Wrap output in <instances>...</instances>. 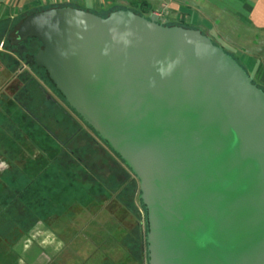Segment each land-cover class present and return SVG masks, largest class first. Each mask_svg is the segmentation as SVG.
Here are the masks:
<instances>
[{"label":"water","instance_id":"95a60500","mask_svg":"<svg viewBox=\"0 0 264 264\" xmlns=\"http://www.w3.org/2000/svg\"><path fill=\"white\" fill-rule=\"evenodd\" d=\"M16 35L137 178L148 264H264V91L236 59L132 10L52 8Z\"/></svg>","mask_w":264,"mask_h":264},{"label":"trees","instance_id":"16d2710c","mask_svg":"<svg viewBox=\"0 0 264 264\" xmlns=\"http://www.w3.org/2000/svg\"><path fill=\"white\" fill-rule=\"evenodd\" d=\"M61 7L66 6L36 8L24 16V19L38 12ZM118 10L130 9L114 6L110 8L107 15L101 16L107 17ZM134 12L142 15L140 12ZM4 29L0 27V33ZM1 42L6 44L2 36H0ZM4 46L10 51L8 45ZM34 51L36 53L37 50ZM11 59L15 66L14 72H16L19 60L13 57ZM238 63L240 64L239 61ZM241 66L244 68L243 65ZM39 80L51 88L64 105L48 98ZM19 82H22V86L19 88L17 85L18 91L14 99L2 107L0 135L2 138L12 135L13 139L10 141L13 143L14 151L19 152L24 148V152L27 151L33 155L32 153L35 152H31L32 147L37 149L39 154L34 159L24 162L22 168L19 165H13V182L10 187L13 193L12 197L6 194L0 197L2 210L12 207L11 211L7 212L12 213L13 218L37 221L38 219L47 220L52 216L73 217L74 208L77 206L101 210L109 202L112 207L120 205L122 209L138 217V234L135 240L132 239L136 246L134 244L132 247L127 246L129 244L126 242L129 238L128 233L122 228L108 229L107 227L105 231L104 229L98 230L91 241L94 253L100 252L99 249L107 251L103 252L102 259L100 256L94 258V264H133L136 262L133 246L139 251V263L143 264L144 261L148 264L146 210L140 199L139 182L135 175L119 155L68 106L45 70L37 68L34 62L33 74L24 70L19 76ZM253 83L264 91V87L259 86L255 80ZM21 137H24L23 146L19 144ZM27 140L31 146L25 144ZM136 198L138 205L135 204ZM2 210H0V215L5 212ZM141 211H143L142 216ZM94 226L99 227L100 222H95ZM95 235L107 242L116 240L117 243H125L129 250L124 255L125 258L123 260L122 258L113 259L109 254L111 249L99 247L100 240L98 242ZM143 254H145V259L144 256L142 257Z\"/></svg>","mask_w":264,"mask_h":264},{"label":"crops","instance_id":"0c3cea01","mask_svg":"<svg viewBox=\"0 0 264 264\" xmlns=\"http://www.w3.org/2000/svg\"><path fill=\"white\" fill-rule=\"evenodd\" d=\"M43 1L7 0L5 5L19 6L28 11L31 8L36 9L43 4L46 5L47 2ZM69 3L91 6L100 10H104L102 3L111 7L132 4L143 11L150 10L153 14H158V17L162 16L160 13L163 12L166 19L179 20L184 25H193L194 29L202 31L224 50L223 45H226L239 54H243L244 61L240 64L249 75L252 76L258 68L264 75L262 68L264 66V0H70ZM96 3L99 4L96 6ZM19 17L20 12L0 13V27L8 29L12 20ZM12 57L19 60L16 72H14ZM23 62L11 51L6 50L5 46L0 48V113L2 107L14 99L12 84L15 82L19 88L22 86L19 76L24 72ZM261 79H263L261 83L264 84V78ZM10 139H13L12 135L6 138L0 135V197L4 194L11 196L13 193L10 188L13 182V165H19L22 168L24 162L34 159L39 154V151L32 147L31 152H35L32 153L33 155L27 151L24 152V148L19 152L14 151ZM19 142L23 146L24 137H21ZM25 144L31 146L28 140ZM21 168L20 171H22ZM11 209L12 207L2 210L0 207V210L5 211L0 215V264H94V258L100 256L102 259L103 252L107 251L99 249L100 252L94 253L93 242H91L93 233L84 235L89 242L88 248L77 249L78 232L71 229L73 217L52 216L47 220H19L13 218L12 213H8ZM21 209L23 211L22 207ZM95 236L99 242L101 238L98 235ZM109 254L115 260L121 258L113 250L109 251ZM50 260L52 261L48 263Z\"/></svg>","mask_w":264,"mask_h":264},{"label":"rangeland","instance_id":"374dc122","mask_svg":"<svg viewBox=\"0 0 264 264\" xmlns=\"http://www.w3.org/2000/svg\"><path fill=\"white\" fill-rule=\"evenodd\" d=\"M6 1L7 0L0 1V13L7 12L8 14H12V13H19L20 12V17L18 18V20L16 18H14L15 19L14 22L12 24H10L11 30H13V29L15 30V28H17L18 25L20 24V21H22L24 19V16H27L29 14V12L33 11L34 9L31 8L30 10L25 11L22 8H20L19 6H17V7L10 6L9 7V6L5 5ZM44 1L47 2L46 5L43 4ZM44 1L41 2V4H43V5L41 7L39 6L37 8L41 9V8H47L50 6L64 5L66 7L87 9L90 12H92L96 15H99V16L107 15L110 11V8H111V6H109L106 3H102L104 10H100V9H97V8H94L91 6H84V5H79V4H75V3H69L70 0H44ZM97 1H100V0H97ZM98 4L96 3V6ZM124 8L130 9L132 11L140 12L142 14V16H145L147 18L151 15H157L158 16V14H156V13L153 14L152 11H150V10L143 11V9H141L137 5L134 6L132 4H129V5L124 6ZM160 14H162V16L159 15V17H158L160 24H163L165 26H181V27L187 26L188 28H193V29L195 28L193 25H189V24L184 25L179 20L174 21V20L166 19L163 15V12H161ZM218 46H220V45H218ZM223 46L225 48V51L228 52L229 54H231L233 57H235L239 62L244 61V58H243L244 55L243 54H241V53L239 54L238 52L230 49L226 45H223ZM10 51L15 57L20 58V56L15 51V49H10ZM34 52L35 51H32V53L29 54V57H24V62L22 63L24 66V70L29 71L32 74H33V65H34L33 55H35L37 53V51H36V53H34ZM28 63H30V64H28ZM262 68L264 69V66ZM260 72H261L260 68H258V71L253 73L252 76L251 75L250 76L255 80V82L259 86L264 87V84L261 83L263 80L261 78H264V75H262ZM39 82L44 87V89L46 91V96L48 98L54 99L55 101H57L61 105H64V103L61 101V99L56 95V93L51 88H49L44 82H42L40 80H39ZM11 90L14 93L13 95H15L17 93L18 89H17V84L15 82L12 84ZM66 109L69 110L67 107H66ZM69 111L71 112V110H69ZM71 114H73V112H71ZM83 127L86 128L84 125H83ZM22 129H23V127H22ZM135 204L138 205V199L137 198L135 200ZM113 207H112V204H110V202H109V203H106L101 208V210H96L95 208L94 209H87L83 206H77L74 208V213H73V220L74 221H71V229L78 232V241L79 242H77V244H76L77 249L88 248L89 242H87V239L84 236L85 234H87V235H89L91 233L94 234V233H97L98 230L100 231L102 229H104V231H105L107 227H108V229H110V228L113 229L115 227H119V228H122L125 232H127L128 237H129L126 240V242L129 243V244H127V246L130 245V247H132V244H134L132 239L135 240V236L138 234V220H137L138 217L136 216V214L128 213L126 210L122 209L120 205H113ZM104 210H107V211L104 212ZM142 215H143V211H141V216ZM95 222H100V226L95 227L94 226ZM104 226H106V227H104ZM99 244L101 245L100 247H104L105 249H111V250L115 251L117 253V256L122 258L121 260H123L125 258L124 255L129 251L127 246L125 245V243H122V244L117 243L116 240H114L112 242H107V240H102L99 242ZM33 245H36V243H33ZM133 248L135 249L134 254L136 255V262H134L133 264H140L139 260H138L139 259V251H137V249L134 246H133ZM143 256L145 259V254H143L142 257ZM51 261L52 260H50L48 263H50ZM143 264H146V263H144V261H143Z\"/></svg>","mask_w":264,"mask_h":264},{"label":"flooded vegetation","instance_id":"af4514ba","mask_svg":"<svg viewBox=\"0 0 264 264\" xmlns=\"http://www.w3.org/2000/svg\"><path fill=\"white\" fill-rule=\"evenodd\" d=\"M14 20H12V23L14 22ZM23 20L20 21V24L23 22ZM20 24L18 25L17 28H15V30L14 29L11 30V26H10L8 29H4V31H2V33H0V36H2V38L4 40H6V44L9 45L10 49H15V51L17 52V54L19 56H20L19 52L22 51L21 47H22L23 43L17 44L18 38H17L16 32H17ZM6 44H4V45H6ZM26 47H27V52L23 53L22 56H20V58H22L23 61H24V57H29V54H31L32 51H34L35 49L38 51V49L40 48V43H38L35 39H30L29 42L27 43ZM33 60H34V55H33Z\"/></svg>","mask_w":264,"mask_h":264},{"label":"built area","instance_id":"2783aa9c","mask_svg":"<svg viewBox=\"0 0 264 264\" xmlns=\"http://www.w3.org/2000/svg\"><path fill=\"white\" fill-rule=\"evenodd\" d=\"M3 46H4V43H1V44H0V48H3Z\"/></svg>","mask_w":264,"mask_h":264}]
</instances>
